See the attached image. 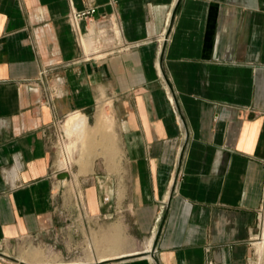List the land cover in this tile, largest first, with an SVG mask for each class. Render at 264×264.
I'll return each mask as SVG.
<instances>
[{
  "label": "crops",
  "instance_id": "0c3cea01",
  "mask_svg": "<svg viewBox=\"0 0 264 264\" xmlns=\"http://www.w3.org/2000/svg\"><path fill=\"white\" fill-rule=\"evenodd\" d=\"M263 163L264 0H0V264L76 213L96 264H250Z\"/></svg>",
  "mask_w": 264,
  "mask_h": 264
},
{
  "label": "rangeland",
  "instance_id": "374dc122",
  "mask_svg": "<svg viewBox=\"0 0 264 264\" xmlns=\"http://www.w3.org/2000/svg\"><path fill=\"white\" fill-rule=\"evenodd\" d=\"M69 185L73 194L74 184L69 183ZM73 204L77 206L80 203L73 199ZM263 239L264 227L261 226L254 240L250 264H264V251L262 246L259 248V242ZM96 241L92 219H85L84 214L80 213L66 214L58 230L37 237L19 239L9 246L5 255L1 256L6 264H35L31 261L32 255L38 251L46 264H84L86 262L96 264L95 260H87L95 258V255L102 251L100 241Z\"/></svg>",
  "mask_w": 264,
  "mask_h": 264
},
{
  "label": "built area",
  "instance_id": "2783aa9c",
  "mask_svg": "<svg viewBox=\"0 0 264 264\" xmlns=\"http://www.w3.org/2000/svg\"><path fill=\"white\" fill-rule=\"evenodd\" d=\"M96 14H97V7L92 6L83 11H77L71 15L70 20L72 21V24L75 27L78 26V23L81 20H86L88 25H91V28L87 29V31L82 35L83 40L87 39V40H91V42L94 41L97 36V31L95 29V26H98L100 23L105 22L104 18L96 17ZM263 168H264V163H263ZM259 216L261 220L260 221L261 226L264 227V209L260 210Z\"/></svg>",
  "mask_w": 264,
  "mask_h": 264
},
{
  "label": "bare ground",
  "instance_id": "6f19581e",
  "mask_svg": "<svg viewBox=\"0 0 264 264\" xmlns=\"http://www.w3.org/2000/svg\"><path fill=\"white\" fill-rule=\"evenodd\" d=\"M88 42L91 43V40H88ZM85 121L86 119L83 118L81 115H79V116L72 118L71 122L68 123V126H73L74 124H76L77 126L83 127L85 125L84 124ZM261 246H262V251H264V239L262 241Z\"/></svg>",
  "mask_w": 264,
  "mask_h": 264
}]
</instances>
